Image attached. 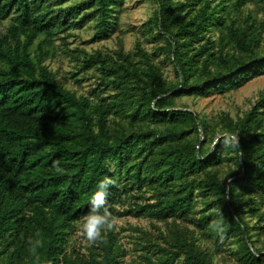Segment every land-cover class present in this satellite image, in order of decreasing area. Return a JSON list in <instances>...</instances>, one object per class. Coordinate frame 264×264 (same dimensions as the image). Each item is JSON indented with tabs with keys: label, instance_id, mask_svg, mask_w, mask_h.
Segmentation results:
<instances>
[{
	"label": "trees",
	"instance_id": "obj_1",
	"mask_svg": "<svg viewBox=\"0 0 264 264\" xmlns=\"http://www.w3.org/2000/svg\"><path fill=\"white\" fill-rule=\"evenodd\" d=\"M126 2L0 0V264H122L117 216L150 220L134 264H264V88L237 115L182 102L264 74V0H151L129 49ZM87 25L117 47L70 48Z\"/></svg>",
	"mask_w": 264,
	"mask_h": 264
},
{
	"label": "rangeland",
	"instance_id": "obj_2",
	"mask_svg": "<svg viewBox=\"0 0 264 264\" xmlns=\"http://www.w3.org/2000/svg\"><path fill=\"white\" fill-rule=\"evenodd\" d=\"M153 10L151 0H127L124 5V11L120 15V27L124 31L123 39L126 49L133 46L136 39V33H140L143 24L148 20ZM5 22L0 23V32H5ZM78 36H70L68 38V45L70 48L83 47L90 52L101 50L103 52L117 47L116 38L120 31L115 32L113 37L109 39L96 40L91 42L90 39L93 35V29L89 25L79 30ZM57 43H60L57 40ZM47 63L57 72L59 80L66 81L70 87L77 89L79 92L91 93L93 79L85 78V72L77 71V77L82 78L81 82H77L71 77V71L74 68L75 61L71 56H67L62 50H58L54 57L48 58ZM77 70V69H76ZM167 71L174 75L172 66L167 65ZM264 88V74L254 77L245 82L239 89L234 90L226 95L214 93L206 98H184L182 102L190 105L198 111H202L211 116L220 111H228L232 115H237L245 111L251 102L257 97L258 93ZM113 223L116 230L120 234V239L125 247L128 249L127 254L123 257L122 264H134L133 259L139 257L140 251L136 250L133 238L138 231L136 227L144 229L150 228V220L148 218H136L133 216H117L114 218ZM91 221L84 219L77 227L75 232V242L78 247L82 248L90 238Z\"/></svg>",
	"mask_w": 264,
	"mask_h": 264
}]
</instances>
